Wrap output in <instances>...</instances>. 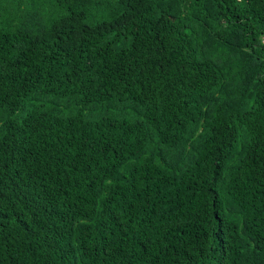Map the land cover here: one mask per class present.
Wrapping results in <instances>:
<instances>
[{"label": "trees", "instance_id": "16d2710c", "mask_svg": "<svg viewBox=\"0 0 264 264\" xmlns=\"http://www.w3.org/2000/svg\"><path fill=\"white\" fill-rule=\"evenodd\" d=\"M0 264H264V0H0Z\"/></svg>", "mask_w": 264, "mask_h": 264}, {"label": "rangeland", "instance_id": "374dc122", "mask_svg": "<svg viewBox=\"0 0 264 264\" xmlns=\"http://www.w3.org/2000/svg\"><path fill=\"white\" fill-rule=\"evenodd\" d=\"M46 100L51 102H47L48 104L57 105L59 109H63L64 113H69L77 108V97L75 95L69 96H51L48 95ZM97 112L91 113V116H95ZM88 113L85 112L84 115Z\"/></svg>", "mask_w": 264, "mask_h": 264}]
</instances>
